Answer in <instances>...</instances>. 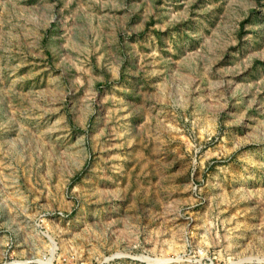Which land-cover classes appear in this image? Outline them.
<instances>
[{
	"label": "rangeland",
	"instance_id": "1",
	"mask_svg": "<svg viewBox=\"0 0 264 264\" xmlns=\"http://www.w3.org/2000/svg\"><path fill=\"white\" fill-rule=\"evenodd\" d=\"M0 264H264V0H0Z\"/></svg>",
	"mask_w": 264,
	"mask_h": 264
}]
</instances>
